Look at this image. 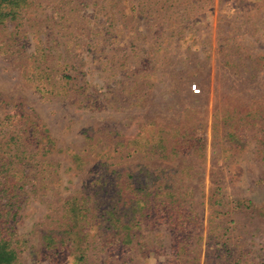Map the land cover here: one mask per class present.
I'll return each mask as SVG.
<instances>
[{"label": "rangeland", "instance_id": "1", "mask_svg": "<svg viewBox=\"0 0 264 264\" xmlns=\"http://www.w3.org/2000/svg\"><path fill=\"white\" fill-rule=\"evenodd\" d=\"M22 6L0 25L16 264H264V0Z\"/></svg>", "mask_w": 264, "mask_h": 264}, {"label": "trees", "instance_id": "2", "mask_svg": "<svg viewBox=\"0 0 264 264\" xmlns=\"http://www.w3.org/2000/svg\"><path fill=\"white\" fill-rule=\"evenodd\" d=\"M25 1L26 0H0V25L5 21V19L14 18L16 16V13L23 7L22 4ZM242 119L243 118H241L240 120ZM134 186L135 193L132 194V197H130V202L146 203L143 198L151 196L153 195V193H155L152 192L153 190L150 185L146 184V182H140L138 178H136ZM112 215L114 217V214ZM119 217L120 218H117L119 219L118 221L115 218V220L112 222V225H114L115 229L117 230V233L121 235V216ZM4 238L5 237L3 236V232L0 226V264H16L18 260V254L15 249L11 248L9 242L6 241Z\"/></svg>", "mask_w": 264, "mask_h": 264}, {"label": "built area", "instance_id": "3", "mask_svg": "<svg viewBox=\"0 0 264 264\" xmlns=\"http://www.w3.org/2000/svg\"><path fill=\"white\" fill-rule=\"evenodd\" d=\"M192 90H193V92H195V93H197V94L200 93V90H197V89H196V86H193Z\"/></svg>", "mask_w": 264, "mask_h": 264}]
</instances>
